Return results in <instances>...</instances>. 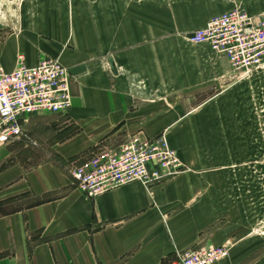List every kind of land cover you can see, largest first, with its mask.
<instances>
[{
	"label": "crops",
	"instance_id": "crops-1",
	"mask_svg": "<svg viewBox=\"0 0 264 264\" xmlns=\"http://www.w3.org/2000/svg\"><path fill=\"white\" fill-rule=\"evenodd\" d=\"M227 11L217 0H91L70 34L64 26L49 39L0 41L8 73L18 55L28 67L58 59L72 97L65 115H31L24 137L0 145V264H167L210 244L197 211L210 177L183 173L150 191L136 182L90 200L69 171L91 157L77 160L91 147L84 132L106 135L99 142L117 150L133 135H160L161 123L142 125L149 115H208L212 80L229 67L188 37ZM183 131L167 140L188 167ZM257 244L247 240L217 264H264Z\"/></svg>",
	"mask_w": 264,
	"mask_h": 264
},
{
	"label": "rangeland",
	"instance_id": "rangeland-1",
	"mask_svg": "<svg viewBox=\"0 0 264 264\" xmlns=\"http://www.w3.org/2000/svg\"><path fill=\"white\" fill-rule=\"evenodd\" d=\"M217 1L223 9L238 8L264 20V0ZM90 9L91 0H0V41L11 35L49 39L64 26L70 34L74 21L84 23ZM227 65L229 73L220 81L212 80L216 88L211 86V101L205 105L210 107L208 115L142 118V125L148 129L161 123L160 135L167 139L177 129L184 130L191 165L186 167L181 162L184 171L179 175L211 178V194L200 198L197 208L204 227L208 225L204 236L210 238V244L202 249L226 247L227 251L210 264L225 260L247 240L258 243L255 249L264 252V65L248 75L236 74ZM222 91V97H214L215 92ZM87 132L82 136L83 145L91 147L78 161L107 149L99 142L106 135Z\"/></svg>",
	"mask_w": 264,
	"mask_h": 264
},
{
	"label": "built area",
	"instance_id": "built-area-1",
	"mask_svg": "<svg viewBox=\"0 0 264 264\" xmlns=\"http://www.w3.org/2000/svg\"><path fill=\"white\" fill-rule=\"evenodd\" d=\"M188 41L223 57L234 73L251 74L264 65V20L234 8L212 17L192 32ZM71 76L58 59L44 58L28 67L22 55L6 72L0 64V145L24 137L21 122L31 115H65L71 107ZM184 171L165 135L129 138L117 150L94 154L69 175L90 200L119 187L140 183L150 191ZM226 247H206L176 254L167 264H206L219 261Z\"/></svg>",
	"mask_w": 264,
	"mask_h": 264
}]
</instances>
